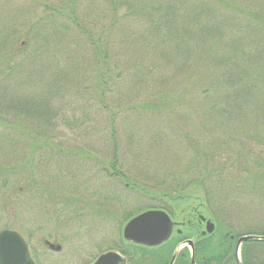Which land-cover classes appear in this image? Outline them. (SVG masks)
I'll list each match as a JSON object with an SVG mask.
<instances>
[{"label": "rangeland", "instance_id": "rangeland-1", "mask_svg": "<svg viewBox=\"0 0 264 264\" xmlns=\"http://www.w3.org/2000/svg\"><path fill=\"white\" fill-rule=\"evenodd\" d=\"M246 168L264 175V0H0V202L39 264L118 252L132 215L184 216L168 195L263 221ZM52 231L75 251L46 252Z\"/></svg>", "mask_w": 264, "mask_h": 264}, {"label": "trees", "instance_id": "trees-1", "mask_svg": "<svg viewBox=\"0 0 264 264\" xmlns=\"http://www.w3.org/2000/svg\"><path fill=\"white\" fill-rule=\"evenodd\" d=\"M111 168L113 169V173H115L118 177L126 178L123 175L116 173L115 167L113 165L111 166ZM246 169V178L251 179L252 182H255L256 180L264 177L263 173L261 172L255 170L253 171V169L251 168ZM1 170L2 169H0V173L2 172ZM190 183L193 184V186H201L203 195L207 196V193L205 192L206 187L201 178L194 179L190 181ZM21 186L25 188L23 184ZM256 191L263 192L264 189L248 190V192L250 193ZM167 198L172 200V202H188V210L185 213L180 214H183L184 217L188 216L187 218H189L191 221L190 226H184L183 228H181L180 233H173L166 242L155 247L136 245L121 239V247H117V250L127 257L128 264H168L174 247L186 238H192L194 241L195 264H235L234 247L237 234L231 229L229 224L223 222L222 219L213 217L215 223L214 231L210 234L202 236L199 233L200 227L198 225V220L194 217V214L195 211H197L198 213L209 212L206 203L204 202V204L202 205L200 202H195L198 196L189 193L168 195ZM166 211L173 218H175L176 216H182L175 213V211H173V208L166 209ZM230 234L234 235L233 238L229 237ZM174 264H190V251L187 246H184L182 249H180Z\"/></svg>", "mask_w": 264, "mask_h": 264}, {"label": "water", "instance_id": "water-1", "mask_svg": "<svg viewBox=\"0 0 264 264\" xmlns=\"http://www.w3.org/2000/svg\"><path fill=\"white\" fill-rule=\"evenodd\" d=\"M200 220L205 221L201 235L211 233L214 230V223L210 219L205 220L204 216L199 215ZM175 222L169 214L162 209H148L130 218L122 228V238L134 244L147 247L158 246L167 241L172 234ZM179 232V230H176ZM259 236H242L236 241V252L241 242L249 239H260ZM187 244L190 247V264H194V244L192 240H186L178 244L171 256L168 264L173 261L181 247ZM50 247L59 250L60 246L49 243ZM126 257L121 253L109 250L101 253L91 264H126ZM0 264H35L31 259L26 242L15 231L4 230L0 232ZM238 264H241L238 261Z\"/></svg>", "mask_w": 264, "mask_h": 264}, {"label": "flooded vegetation", "instance_id": "flooded-vegetation-1", "mask_svg": "<svg viewBox=\"0 0 264 264\" xmlns=\"http://www.w3.org/2000/svg\"><path fill=\"white\" fill-rule=\"evenodd\" d=\"M20 188V187H19ZM261 193H264L261 192ZM16 205H11L8 203L7 200H1L0 202V232L4 231V230H11V231H15L17 233H19L22 238L24 239V241L26 242L27 248H28V252L30 257L33 259L35 264H39V258L40 257H45L46 254H44L43 252H41V250L38 248V246L33 245V234H32V230L28 228V230L25 232H22L21 230L24 228H20L18 224H13L11 223L9 220H14L17 216L16 214ZM2 216H4L6 218V222L2 221ZM194 217L198 220V225L200 227V232L203 230L205 222L200 220L199 218V214L197 211H195ZM9 218V220H8ZM173 221L175 222L174 226H173V230H180L181 232V228H183L184 226H190V219L187 217H180L178 219L176 218H172ZM55 226H60L57 223H54ZM237 226L234 225H230L231 229L237 234V237L235 239V244L236 241L238 240V238L242 237V236H259L262 237L260 239H249L246 241H243L240 243L238 250L236 252V247H234V256H235V264H238V261L241 264H264V220L263 221H241L240 224ZM18 227L20 228V230H18ZM31 228V227H30ZM178 232V231H177ZM233 234H230L229 237L233 238ZM47 240L43 239V244L46 248V252H54V253H58L61 251L62 249V245H65V243L68 245L69 247V252H74L76 249V246H72L70 244V241L64 240L66 237H64V239H60L58 235H57V231L54 232H50L48 233L47 236ZM188 239H192V238H186L184 240H188ZM64 240V241H63ZM182 240V241H184ZM56 241L60 242L61 244H58ZM181 241V242H182ZM49 243L55 244V245H59L60 249L59 250H55L53 247L49 246ZM69 242V243H68ZM180 243V242H179ZM176 260V259H175ZM175 263V261H174ZM173 263V264H174ZM143 264H152V263H143Z\"/></svg>", "mask_w": 264, "mask_h": 264}]
</instances>
